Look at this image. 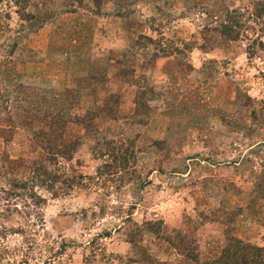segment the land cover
I'll return each instance as SVG.
<instances>
[{"label":"rangeland","instance_id":"374dc122","mask_svg":"<svg viewBox=\"0 0 264 264\" xmlns=\"http://www.w3.org/2000/svg\"><path fill=\"white\" fill-rule=\"evenodd\" d=\"M258 2L0 0V64L43 59L48 55L44 48H49L62 57L56 64L59 70L68 53L81 51L86 56L91 45L103 41V46H109L118 41L121 46L129 45L132 52H122L115 69L121 83L118 90L125 102L129 99L131 121L146 122L153 113L155 119L169 123L164 139L149 142L158 158L151 164L150 156L142 154L149 143L138 146L126 136H117L113 145L102 143L107 140L98 133L113 128L106 119L114 117L118 98L121 102L107 76L74 79L70 90L49 98H41L37 91L16 81L0 80V264H170L167 258L174 253L188 254L183 260L192 259L199 246L194 240H205L197 229L209 221L224 226L226 239L230 238L229 228L241 210L242 195L249 197L250 210L255 207L250 205V196L254 203L257 196L264 195V33H258L264 17L260 15L256 21L250 15ZM231 10L240 14V22L251 21L243 24L236 41H228L219 32ZM256 34L259 40H255ZM139 58L142 65L135 68ZM155 67L161 71L162 77L155 78L159 83L138 76ZM95 85L104 92L101 96L107 95L104 112L100 111L103 106L94 104L85 111L95 95ZM81 89L87 93L81 95ZM146 100L152 102L151 108ZM41 112L52 118V114H61L70 123H66L62 139L67 145L76 141L69 160L63 159L69 146L61 157L52 158L24 135ZM49 116H42V126ZM95 116L101 123H96ZM121 128H114L117 135ZM187 140L192 141L189 146ZM182 143L186 155L193 154L200 144L208 154L225 155L217 162L228 167L226 163L241 157L234 171L225 168L213 173L218 193L220 188L227 189L222 197L203 190V197L211 198L205 204L212 207L201 214L194 209L177 211L179 199L170 200L176 187L185 183L191 187L192 176L184 182L175 176L161 182L152 180L147 189L143 187L146 179L140 177L168 158L169 147L175 144L179 148ZM122 151L127 152L123 163ZM188 164L191 167L192 163ZM35 170L40 177L32 183ZM50 176H55L53 188L40 182ZM14 182L26 185V190L12 189L14 192L41 198L36 213L27 211L22 199L7 195ZM129 183L134 186L130 192L126 189ZM230 197H235L237 205L225 206ZM197 198L194 194L196 203L200 201ZM26 199L30 210L32 205ZM176 215L190 227L186 236L172 234L161 224Z\"/></svg>","mask_w":264,"mask_h":264},{"label":"crops","instance_id":"0c3cea01","mask_svg":"<svg viewBox=\"0 0 264 264\" xmlns=\"http://www.w3.org/2000/svg\"><path fill=\"white\" fill-rule=\"evenodd\" d=\"M119 30V29H118ZM120 33V31H118ZM113 34V33H112ZM117 36H114V39H116ZM103 39V38H102ZM103 41L98 42L95 45H91L89 47V55L87 54L84 56L82 52L76 53L72 55L68 53L67 57L65 56L64 61L60 69L58 70L57 63L59 62L60 59H62L61 56H57L56 53H51L49 48H44V51H46L47 56L43 59H34L33 61H28V62H22V61H16L15 63L7 62L9 64L3 65L0 64V75L3 76L2 78L0 76V80L2 81H16L20 83L24 87H31L35 91H37L38 95L41 96V98L49 96H53L54 93L59 94V92H65L67 90H70L71 87H73L74 84V79H81V78H87L89 75L90 76H95V75H104L107 76L109 79L113 81L112 87H115L117 92L120 95L121 102L118 98V107L117 111L115 112V115L113 118H108L106 119L110 124L113 125V128H104L101 129L98 134H100L104 140H115L117 136H126L129 137L130 139L133 138L134 140L133 143L141 146L145 143H149L151 140L153 141H158L162 140L165 138V136L168 134L167 129L169 128V123L168 120L165 121L163 118H156L152 117L153 113L151 114V117L149 119H146V122L139 123L136 121H131V117L133 116L131 113V108H130V103H129V108H128V100L125 102L126 99L125 97L120 93V90L118 88L120 87L119 84L120 81L118 78L115 77V69H117V66H119L120 61L123 58V54L125 53L126 55L132 53L130 50L129 45H120L118 41L116 42H111L109 43V46H103ZM50 47V46H48ZM106 47V48H104ZM51 49V48H50ZM142 50V49H141ZM141 50L135 49V52H140ZM110 52V54H107ZM123 52V54H122ZM51 54V55H49ZM134 54V53H133ZM109 55V56H107ZM134 59V55L132 57ZM41 60V61H40ZM141 58L137 59L135 61V68L142 65ZM11 63V64H10ZM53 63V64H52ZM140 65H139V64ZM152 69L149 71L147 70L146 73L142 72V75H138L143 78L144 80H149L153 78L155 83H159V80L155 79L156 77H162L161 76V71L160 69ZM137 71H140L137 69ZM141 73V72H140ZM149 74V75H148ZM148 75V76H147ZM161 80V79H160ZM133 86H131L132 88ZM93 91H95V95H93V99L89 102L88 107H86L85 111L91 110L93 107V104L97 106H103L102 104L104 103L107 95L105 94L104 96H101L104 94L100 90L98 86H93ZM92 89H89L91 91ZM85 89H81L80 93L86 94L87 92ZM115 90V89H114ZM88 91V90H87ZM101 93V94H100ZM114 93V92H113ZM126 92H124L125 94ZM117 95V94H116ZM55 96V95H54ZM133 98V95H132ZM156 99H160V95L156 96ZM120 102V104H119ZM147 105L149 104V107L151 108L150 104L152 102L146 100ZM127 104V106L124 107V105ZM132 105H134L131 102ZM164 107L163 103L161 105ZM59 108H61L59 106ZM125 108V109H124ZM34 114V110L32 111ZM42 114L40 117L35 118V122L33 121L31 125H29V129L27 131H24V135L27 137V139L32 141V133L33 132H39L42 130V128H45L44 120H42L43 115H48L46 112H41ZM53 113V112H52ZM57 113V112H56ZM39 114V112H35V115ZM54 115V114H52ZM56 115V114H55ZM38 116V115H36ZM62 118L61 114H59ZM99 118L104 119V115H97ZM96 123H101L99 118H96ZM66 119V118H63ZM67 125L70 126V123L67 122ZM118 126H121V130L119 132L120 135H117V132L115 130L118 128ZM76 127V126H74ZM8 128V127H7ZM67 127L65 126V129ZM114 128H116L114 130ZM169 130V129H168ZM12 131V130H11ZM80 133V132H79ZM79 133H76V136L79 135ZM82 133V132H81ZM116 133V134H115ZM188 134V133H187ZM186 134V135H187ZM65 133H63L62 138L60 140L61 143H66V141H62L64 138ZM82 136V135H81ZM80 136V137H81ZM137 138V139H136ZM90 143V140L88 141ZM187 146H189L192 141H185ZM183 142V143H185ZM33 143V141L31 142ZM83 143V140L82 142ZM175 143V142H174ZM181 144L179 148L175 147V144H173L172 147L168 148V158L164 161L161 160V165L157 167V169H150L147 172H144L143 174L140 173L141 178H145L146 185H143L144 189H147L148 187H152V180L153 181H159L161 182L162 180L166 179H172L174 176L177 179L182 180L183 182L185 179H188V177L191 178V176L194 178L193 183L191 187H188V185L185 183V185H180L173 189L174 195L170 199L172 200H177L179 199L180 203L177 202V211H193L200 212L203 211L206 212L209 207H212V205L208 204L206 205L205 201L207 198L211 200V198L207 197L204 198V192L203 190L207 192H214L219 197H222L221 195L224 194V190L227 189H221L218 190L215 188L213 185L215 181H213V173L219 172L221 170H225V168H229L231 170H235L236 167H238V164L241 162V157L236 158V161H232L231 164L226 163L228 166L219 164L217 162L218 158L221 157H226L225 155L222 156V154L219 155H212L208 154L209 150L206 148L201 147V144L199 145L200 148L198 150H192L193 154H184V144ZM196 143V142H195ZM34 144V143H33ZM150 147L146 151H143V155H148L151 158V164L155 162L154 154L152 153V143H149ZM89 144H86L88 146ZM35 146V145H33ZM89 147V146H88ZM191 147H195L194 144L191 145ZM173 148V149H171ZM148 151V153H146ZM140 155V153H139ZM190 157V158H189ZM222 159V158H221ZM221 161H226V160H221ZM191 167H190V164ZM193 168V173H190V169ZM190 173V174H189ZM226 173L227 172H223ZM232 173V171H231ZM237 174V172L235 173ZM191 184V183H190ZM207 185L206 189L202 185ZM133 183H129L127 186V190L130 192V190L134 189L133 188ZM210 187V189H209ZM242 188V186H241ZM195 191V192H194ZM244 191V190H243ZM249 191V190H247ZM244 193V192H242ZM197 195V199L200 200L197 205L196 200L193 199V195ZM242 195V194H241ZM248 197L247 195L243 194L239 204L241 210L236 216V219L234 220L233 224L229 228L230 238L236 239L240 241L241 243L244 244H251L254 245V247H264V195L263 196H257L255 199L254 203L253 199L254 196H250V201L251 204L255 206L253 210L248 209V198L246 200L243 199V197ZM233 199L235 197H230L228 203L225 206L230 207V205H237V202H233ZM261 204V205H260ZM260 205V206H259ZM259 206V207H258ZM193 207V208H192ZM195 207V208H194ZM175 210V208H173ZM260 212H259V211ZM179 214V213H178ZM177 214V215H178ZM176 215V216H177ZM185 219L182 218L181 216L167 218L166 221H162V225L167 227V230L170 233H177L179 235H184L186 236L190 232V227L188 226V223L184 221ZM206 228V229H200V228ZM221 227V228H220ZM187 228L189 230H187ZM224 226L221 224L217 223H212V222H206L202 226H199V231H202L205 237V240L199 241V239L196 238L194 240L196 246V250L194 252V255H192V259L185 257L183 260L182 258L183 254H175L171 255L167 258L169 261L168 263L172 264L174 261V264H177V261L179 264H212L215 260H217L221 254V251L223 247L226 244V236H225V230ZM193 232L191 229V237L194 239ZM258 232V233H255ZM187 233V234H186ZM253 233V234H252ZM206 234V235H205ZM255 234V235H254ZM172 249V248H171ZM175 248L173 247L172 250ZM187 252V251H186ZM179 255V256H178ZM172 257V258H171Z\"/></svg>","mask_w":264,"mask_h":264},{"label":"trees","instance_id":"16d2710c","mask_svg":"<svg viewBox=\"0 0 264 264\" xmlns=\"http://www.w3.org/2000/svg\"><path fill=\"white\" fill-rule=\"evenodd\" d=\"M258 4L254 7V10L250 14L253 18L257 21L260 15L264 17V0H259ZM250 20V19H249ZM246 20L244 22H240V14H237L235 10H231L224 16V20L220 26V35L224 38H226L228 41H236L239 37V31L245 27L243 25L244 23H249L251 21ZM255 20L252 22L254 25H256ZM260 25H263L260 30H258L259 34L264 33V23L262 22ZM256 34V39H260V35ZM260 47H262L261 42H257ZM249 55H251L249 53ZM103 109H105V106L101 108V112H104ZM50 115V116H49ZM46 115L49 116V122L45 125L44 131L39 132H33L32 133V141L34 142V145L37 147V149L44 155H48L52 158L61 157V153L63 150L66 149L67 146L68 149L65 152H68L64 160H69L71 155L70 152L74 149L76 146V141L74 142H68L70 144L67 145V143H61L60 140L62 138V135L64 133V128L67 123L66 119L61 118L60 116H54L51 117V114ZM95 115V113H94ZM113 118V117H112ZM103 144H109L113 145L111 140L103 141ZM113 143V144H112ZM132 155V152L129 153V156ZM101 156H104L101 154ZM127 156L126 151H122L120 154L121 162H125ZM38 171H33L32 177L30 178L32 183L36 180L37 177H40V175L37 173ZM17 182V181H16ZM14 182L11 186V188L8 190L7 195L9 197H13L16 199H22V204L27 211H33L31 209H34V213L38 211L37 204L41 201V198L38 196H34L31 194H27V196H22L21 194H18L19 192L16 191H22L23 189L26 190V185L24 182L16 183ZM41 183H46L50 186V188H53L55 181V176H50L48 180L43 179L40 181ZM47 185V189L49 186ZM14 191H13V190ZM23 198L25 200H23ZM30 200L31 207L29 210V207L27 205V199ZM28 215V214H27ZM37 215V214H36ZM1 229V228H0ZM189 257L188 254H185V256ZM258 258H262V260H258ZM212 264H264V254L262 251V248L259 247H253L249 246L247 244L241 243L240 241L228 238L226 241L225 246L223 247L221 254L217 260H215Z\"/></svg>","mask_w":264,"mask_h":264}]
</instances>
